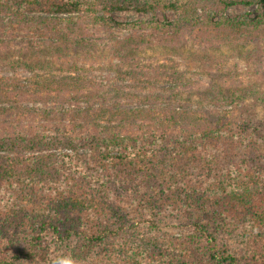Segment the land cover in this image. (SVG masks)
Masks as SVG:
<instances>
[{"label":"trees","instance_id":"obj_1","mask_svg":"<svg viewBox=\"0 0 264 264\" xmlns=\"http://www.w3.org/2000/svg\"><path fill=\"white\" fill-rule=\"evenodd\" d=\"M235 5L256 14L228 16ZM166 9L173 18H157ZM113 11L152 15L117 21ZM263 40L264 0H0V69L13 72L0 75V264H50L61 251L76 264H264V90L233 86L221 65L223 48L248 54ZM198 51L212 53L207 63L230 83L213 85L211 108L192 106L182 66ZM103 55L120 60L127 85L78 72L79 60ZM49 56L67 67L54 72ZM19 67L31 72L25 81ZM249 95L262 108L258 120L240 107ZM83 146L91 151L82 156ZM61 158L76 177L60 169ZM167 164L181 179L204 167L213 186L183 184L181 211L190 215L179 234L134 240L106 184L118 195L153 187L161 199L167 194L154 186L164 187ZM83 171L96 189L80 182ZM239 225L244 252L222 234Z\"/></svg>","mask_w":264,"mask_h":264},{"label":"rangeland","instance_id":"obj_2","mask_svg":"<svg viewBox=\"0 0 264 264\" xmlns=\"http://www.w3.org/2000/svg\"><path fill=\"white\" fill-rule=\"evenodd\" d=\"M228 16H238L242 18H252L256 14V6H244V5H235L227 9L226 11ZM96 14H100V12H96ZM152 13H141V12H133V11H113L110 13V16L117 21H128V20H137L140 18H147L151 17ZM155 15L160 20L162 19H172L174 14L170 9H166L165 11L157 10ZM98 29H102L101 22L94 24ZM119 34H125L126 30L118 31ZM248 48H253L250 52L246 49L242 50L240 53H235L231 49L223 48L222 55H223V62L225 61L226 64L230 66V73L233 77V86H236L238 83H243L248 88L253 87V84L256 83L260 90H264V40L255 43L252 45H248ZM150 52V53H149ZM148 57L151 59L159 58V55L154 52L148 50ZM211 55L212 53H205L204 51H198L192 53L188 59L182 62V66L186 69L189 73L192 82V106L195 107L201 104L205 108H211L212 103H210V97L208 96V92H212L213 85L223 84L226 87L230 83L222 82L217 70L209 66L207 63V59H205V55ZM192 56V57H191ZM214 58L213 56H210ZM50 65L56 67L54 72H59V68L67 67V60L66 63L61 61L60 59L56 58L55 56H49ZM64 62V63H63ZM77 68L79 69L78 72H81L84 75H87L91 78H94L97 82H101L102 84L108 83V81L115 86H124L127 85L129 79L127 78L126 74L123 71V65L118 58L110 57L108 55L103 56H94L93 61L91 60L86 61H78ZM223 69L228 72V69L223 66ZM1 76H10L13 72L0 69ZM17 75L21 78L27 77L31 75L30 71H27L21 67L17 68L16 70ZM22 80V81H23ZM25 81V80H24ZM229 87V86H228ZM93 90V89H92ZM123 103L125 101L124 98L115 97L114 101L112 102ZM110 102V101H109ZM24 106H40L41 102H32V101H22ZM136 105L135 103H133ZM240 107L248 108L249 115L254 116L256 120L263 117V111L260 105L255 102L254 97L250 95L246 98L241 100ZM63 107L66 106L64 103ZM221 109H230L233 110L231 106L228 105H220ZM232 108V109H231ZM237 110V109H236ZM234 109V112H236ZM239 112V110H238ZM58 120V119H57ZM57 122V121H56ZM262 122V120H261ZM91 150L87 146L80 147L78 149L79 154L82 156L85 153H89ZM60 169L64 171L67 167V163L64 162V159L61 158L58 161ZM167 164L163 167L161 174V181L163 186L158 183L157 188L159 191H163V194H167L166 196H161V199H157L156 194H151V189H148L146 192L144 191L143 195L141 193L135 195H129L126 191H120L121 195H118L114 191L117 189V186L112 185L111 183L106 184L108 188V192L112 200L116 201L117 204L120 205L121 209L126 213L127 218V227L126 230L123 232H133L134 240L137 239L138 235H144L145 233L156 232L159 235L164 233H174L175 235L179 234L181 228L179 224L182 221H185L187 217L181 210L183 208H187L185 202L182 200V195L180 193L181 188L183 189V184L194 182V186H213L214 177L208 176V170H204L203 168H192L190 174L186 176L184 179L180 178V173H177V168L174 170L173 166L169 168ZM206 165V164H205ZM202 170V171H201ZM95 171V170H94ZM66 172L70 175L76 177L73 173V170L69 171L66 169ZM79 177L80 182L86 185L87 189L93 190L97 188L98 183H95L93 178H91L90 173H85L84 171L81 174H77ZM96 176V175H95ZM196 180V181H195ZM185 187V186H184ZM163 188V189H162ZM119 192V188L117 189ZM166 197V198H164ZM191 216H195L196 214L194 211L190 209ZM235 231L227 230L224 233L222 232L224 241L227 243L229 247L233 250L242 251L244 252L248 245L246 241L240 236L237 235L235 232H243L241 230V225L236 227ZM136 244V243H133Z\"/></svg>","mask_w":264,"mask_h":264},{"label":"clouds","instance_id":"obj_3","mask_svg":"<svg viewBox=\"0 0 264 264\" xmlns=\"http://www.w3.org/2000/svg\"><path fill=\"white\" fill-rule=\"evenodd\" d=\"M50 264H76L75 259L70 253L57 252L55 255L51 256Z\"/></svg>","mask_w":264,"mask_h":264}]
</instances>
